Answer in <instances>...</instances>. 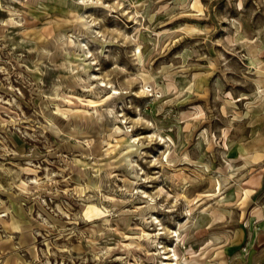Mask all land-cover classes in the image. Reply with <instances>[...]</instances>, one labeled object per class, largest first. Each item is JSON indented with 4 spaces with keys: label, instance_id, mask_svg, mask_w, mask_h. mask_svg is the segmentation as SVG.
Here are the masks:
<instances>
[{
    "label": "rangeland",
    "instance_id": "1",
    "mask_svg": "<svg viewBox=\"0 0 264 264\" xmlns=\"http://www.w3.org/2000/svg\"><path fill=\"white\" fill-rule=\"evenodd\" d=\"M174 252L264 264V0H0V264Z\"/></svg>",
    "mask_w": 264,
    "mask_h": 264
},
{
    "label": "bare ground",
    "instance_id": "2",
    "mask_svg": "<svg viewBox=\"0 0 264 264\" xmlns=\"http://www.w3.org/2000/svg\"><path fill=\"white\" fill-rule=\"evenodd\" d=\"M120 128H121V127H120ZM174 254H176V257L171 259L172 262L168 260V261H166V262H164V263H165V264H178V256H177V253L174 252ZM165 257H169V256L166 255ZM174 259H176L175 262L173 261Z\"/></svg>",
    "mask_w": 264,
    "mask_h": 264
}]
</instances>
